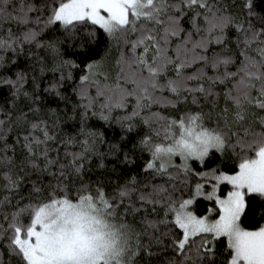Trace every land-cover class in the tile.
<instances>
[{"label":"snow or ice","instance_id":"obj_1","mask_svg":"<svg viewBox=\"0 0 264 264\" xmlns=\"http://www.w3.org/2000/svg\"><path fill=\"white\" fill-rule=\"evenodd\" d=\"M0 264H264V0H0Z\"/></svg>","mask_w":264,"mask_h":264},{"label":"trees","instance_id":"obj_2","mask_svg":"<svg viewBox=\"0 0 264 264\" xmlns=\"http://www.w3.org/2000/svg\"><path fill=\"white\" fill-rule=\"evenodd\" d=\"M202 207H203V205H202Z\"/></svg>","mask_w":264,"mask_h":264}]
</instances>
